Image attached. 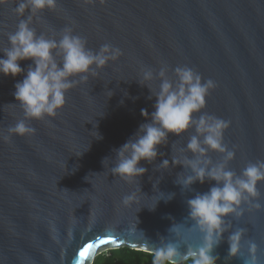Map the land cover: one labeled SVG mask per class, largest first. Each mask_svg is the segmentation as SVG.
<instances>
[{
    "label": "water",
    "instance_id": "95a60500",
    "mask_svg": "<svg viewBox=\"0 0 264 264\" xmlns=\"http://www.w3.org/2000/svg\"><path fill=\"white\" fill-rule=\"evenodd\" d=\"M264 264V0H0V264Z\"/></svg>",
    "mask_w": 264,
    "mask_h": 264
},
{
    "label": "trees",
    "instance_id": "16d2710c",
    "mask_svg": "<svg viewBox=\"0 0 264 264\" xmlns=\"http://www.w3.org/2000/svg\"><path fill=\"white\" fill-rule=\"evenodd\" d=\"M92 264H171L160 255L128 247L107 250L94 257ZM180 264H206L196 259H188Z\"/></svg>",
    "mask_w": 264,
    "mask_h": 264
}]
</instances>
